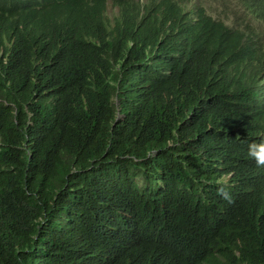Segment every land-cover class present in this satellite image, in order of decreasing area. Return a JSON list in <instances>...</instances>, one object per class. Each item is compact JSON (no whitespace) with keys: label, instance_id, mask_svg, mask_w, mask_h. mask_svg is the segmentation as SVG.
I'll list each match as a JSON object with an SVG mask.
<instances>
[{"label":"trees","instance_id":"obj_1","mask_svg":"<svg viewBox=\"0 0 264 264\" xmlns=\"http://www.w3.org/2000/svg\"><path fill=\"white\" fill-rule=\"evenodd\" d=\"M189 1L0 0V264H264V0Z\"/></svg>","mask_w":264,"mask_h":264},{"label":"clouds","instance_id":"obj_2","mask_svg":"<svg viewBox=\"0 0 264 264\" xmlns=\"http://www.w3.org/2000/svg\"><path fill=\"white\" fill-rule=\"evenodd\" d=\"M198 2H203L202 0H190L188 3L180 5L182 9L188 11V10H194L195 5L198 4ZM209 5V4H208ZM260 89V88H259ZM257 94H261V92H256V95L253 96V103L256 106V108H259L261 106V99ZM249 156L253 158L258 165H264V143H261L259 145L253 144L250 145L249 149Z\"/></svg>","mask_w":264,"mask_h":264},{"label":"rangeland","instance_id":"obj_3","mask_svg":"<svg viewBox=\"0 0 264 264\" xmlns=\"http://www.w3.org/2000/svg\"><path fill=\"white\" fill-rule=\"evenodd\" d=\"M206 2H208V4L211 6L214 14L219 18L225 20L227 24L238 22L237 19L241 17L239 12H237V10L233 6L229 5L227 2H226V7H227L226 9L222 6L221 0H206ZM222 10H225L227 14V19L224 18V16H219L220 11Z\"/></svg>","mask_w":264,"mask_h":264}]
</instances>
